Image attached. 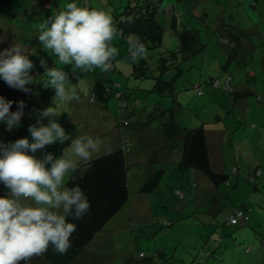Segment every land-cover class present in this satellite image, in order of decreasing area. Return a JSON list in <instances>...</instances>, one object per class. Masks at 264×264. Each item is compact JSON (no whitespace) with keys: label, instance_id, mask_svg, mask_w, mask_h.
Returning <instances> with one entry per match:
<instances>
[{"label":"rangeland","instance_id":"rangeland-1","mask_svg":"<svg viewBox=\"0 0 264 264\" xmlns=\"http://www.w3.org/2000/svg\"><path fill=\"white\" fill-rule=\"evenodd\" d=\"M68 2L70 0H0V40H3L0 45H28L29 49L37 51L25 50L26 53L47 56L35 39L39 26L47 17L63 10ZM80 2L81 6L109 12L113 20L117 15L125 16L124 12L136 4H159V19H163V8L170 7L175 21L181 15L192 18L201 31L203 49L189 57L181 52L177 54L182 71L174 74L177 70H172L163 75L173 79L175 86L174 91L165 93L156 88L158 80L155 77L161 70L159 64L162 65L160 56L177 50L176 28L182 29V22L172 29L170 22L163 19L165 28L161 46L146 50L147 66L145 62L140 64L141 68L147 67L145 74L128 57L129 42L136 41V36L129 32L124 34L119 29L112 41L118 49L114 58L115 70L105 73L93 69L75 75L70 66L58 61L55 54L47 57L49 67L65 68L69 72L71 85L78 90V99L63 104L55 102V106L64 112L60 120L71 136L75 138L85 125L88 134L93 132L92 137L99 139L98 149L107 144L111 134L125 136L131 142V150L126 153L130 164L129 199L71 264H264V173L256 182L249 180L246 174L260 165L264 169V0ZM195 3V9L189 10V5L192 7ZM196 8L201 13L206 12V22L199 21ZM217 17L219 23H216ZM247 37L253 44L250 50H247ZM235 39L240 41V47H245L239 53L244 60L239 54L230 56V50L236 46ZM245 50L248 53L244 54ZM30 58L37 64L32 74L41 73L37 81L46 80L38 57L32 55ZM99 76L109 82L105 84L108 94L117 89V93L124 91L128 95V111L133 112L127 113L130 125L121 123L123 118L118 115L117 93L108 98V108L98 100L101 93H97V99L91 97ZM209 80L216 81L210 84ZM238 84L244 87L240 90L251 92L247 104L234 101L231 89L236 90L234 85ZM31 89L34 95L25 101L23 126L8 132L0 125V139L8 141L29 135L27 127L35 117L29 116L28 111L51 103L35 104L38 94L52 95L51 88L37 83ZM0 94L14 101L27 96L8 87L2 80ZM239 98L236 101H243ZM134 101L139 105L133 104ZM15 108L14 103L12 110ZM170 115L182 132L200 125L216 131L214 138L210 136L209 150L213 158L216 154H224L220 160L225 163L226 173H233L230 182L223 183L218 189L202 170L181 167L183 139L178 130L167 134L165 123ZM218 129L222 131L218 132ZM52 145L48 147L52 148ZM216 145H221L222 150ZM91 155L94 157L97 153ZM219 164L212 163L214 171L219 169ZM159 170L162 174L155 190L141 192V186ZM177 190L184 192V198ZM4 192L0 184V194ZM236 207H242L245 216L239 223L228 225V214ZM208 251L218 253L219 258L208 255ZM30 264L53 263L42 253L33 257Z\"/></svg>","mask_w":264,"mask_h":264},{"label":"clouds","instance_id":"clouds-1","mask_svg":"<svg viewBox=\"0 0 264 264\" xmlns=\"http://www.w3.org/2000/svg\"><path fill=\"white\" fill-rule=\"evenodd\" d=\"M117 28L109 12L81 6L80 0H70L63 10L53 13L40 24L35 39L47 56L28 54L18 44L0 49V80L8 87L25 94L37 83L51 88L54 95L47 107L34 108L28 115L35 121L28 125L27 136L5 141L0 139V264H30L33 257L51 247L64 254L72 246V234L77 223L91 208L86 192L79 186H67L65 178L76 170L81 161L88 162L99 147V139L92 136L73 138L61 123L55 102L78 99V90L71 85L69 72L49 67L47 57L52 54L71 73H86L93 69L109 72L118 49L112 45ZM3 40H0L2 42ZM130 59L145 58V45L139 40L129 42ZM47 79L37 81L33 75L37 64ZM15 103L16 108L12 110ZM26 102L14 101L0 94V125L11 132L23 126ZM46 119V123L44 122ZM70 142L72 159L64 154L47 151L52 144ZM40 150V155H37Z\"/></svg>","mask_w":264,"mask_h":264},{"label":"trees","instance_id":"trees-1","mask_svg":"<svg viewBox=\"0 0 264 264\" xmlns=\"http://www.w3.org/2000/svg\"><path fill=\"white\" fill-rule=\"evenodd\" d=\"M190 7V5H189ZM192 11V9H190ZM159 4L147 2L143 5L136 4L135 6H130L124 15H117L116 19L113 20L117 29L122 33H134L136 40H139L145 45L146 50L153 47L161 46V40L163 35L164 20L172 19V27H176L179 22H182V29L176 31L179 44L177 50H172L167 56H160L162 65L159 64L160 73L157 78L158 82L156 88L162 92H172L174 91V80L164 78V74L168 71L177 70L175 73H180L182 68L180 66L179 52L183 53L185 57H189L199 51H202L203 46L200 39V29L183 22V15L177 16L178 20L175 21L170 7L163 8V19L158 18ZM184 12H179V14ZM196 13V12H195ZM130 58V52L128 53ZM115 59H113V70H115ZM142 62H145L147 66V59L143 58L137 62H134L138 70H143L142 74H145L146 66L141 68ZM43 70V69H40ZM40 73V72H39ZM177 75V74H176ZM230 79V76H228ZM106 80V79H105ZM216 80H209V83L214 84ZM104 82V83H103ZM99 82L94 85V94L91 97L97 99V93H100L98 87L101 88L108 97L116 94L118 91L108 94L105 84L108 81ZM33 87V86H32ZM31 87V88H32ZM117 87V86H116ZM118 88V87H117ZM232 93H237L239 97L247 95L249 92H241L239 90L231 89ZM199 93L202 94L203 91L200 89ZM34 95V93H33ZM102 95V94H101ZM128 95L124 91L117 93L119 111L123 119L122 124L130 125V121L127 120L129 102ZM101 97V96H100ZM99 98V97H98ZM102 98V97H101ZM101 100V99H98ZM138 101V100H136ZM134 101L133 104L138 106V102ZM136 102V103H135ZM132 109L135 111L136 109ZM131 109V108H130ZM133 113V112H132ZM165 127L168 130L169 135L171 131L178 130L182 134V155L180 160V165L184 169H195L202 170L214 183V185L219 189L223 183L230 182V177L233 173L229 174L226 172H217L212 169L211 161L209 157V147L206 136V128L204 125H200L196 128L187 129V131L182 132L180 127L175 123V121L170 118L168 122L165 123ZM130 140L124 142L123 147L114 149L107 153L97 155L90 158L88 162H79L77 164L76 170L71 173L67 186L71 187L74 185H79L87 194L91 208L88 214H86L79 221H73L77 223V229L72 234V246L64 254H59L54 250L49 248L47 252L44 253L48 261L53 264H71L75 258L84 250L95 235L104 227V225L121 209V207L129 199V166L127 159V151L131 149ZM250 169V168H249ZM264 169L260 165L254 171H248L247 178L254 182L257 178L263 175ZM162 174V170L156 171L149 179L141 186V192H150L155 190L158 185L159 178ZM177 193L184 198V192L182 190H177ZM245 216V211L242 207H236L234 210L228 214L226 223L228 225H235L241 221ZM249 251L250 249H246ZM208 255L219 258L218 253H213L208 251ZM150 264V263H149Z\"/></svg>","mask_w":264,"mask_h":264},{"label":"crops","instance_id":"crops-1","mask_svg":"<svg viewBox=\"0 0 264 264\" xmlns=\"http://www.w3.org/2000/svg\"><path fill=\"white\" fill-rule=\"evenodd\" d=\"M195 6H196V3H195V5H193L192 7L190 6V8H189V10L190 9H192V10H194L195 9ZM196 14H197V16H198V19H199V21H201V22H206V18H208V16H206V12L205 13H201V12H199L198 11V9L196 8ZM202 14V16H200ZM163 17V16H162ZM221 18V17H220ZM192 19V18H191ZM190 18H187V17H185V23H187V24H189V25H193V26H195V27H197L196 25H195V22L193 21V20H191ZM167 22H170V27L172 28V29H174V28H176V27H172V25H173V20L172 19H167L166 20ZM220 22V19L217 17V22L216 23H219ZM198 28V27H197ZM178 29L176 28V31H177ZM247 39L248 40H246L247 42H248V44H249V49H247V50H250L251 48H253V44H252V41L250 42L249 41V37H247ZM6 44V45H5ZM234 44H236V46L235 47H233V49H231L230 51V56L231 57H236L239 53H242V50H244L245 49V47H240V41H238V39H235L234 40ZM246 44V43H245ZM9 45L7 44V43H4V44H1L0 45V49H3V48H5V47H8ZM28 46V45H27ZM27 46H25V47H23L24 48V50H26V52H33L34 50L33 49H29ZM37 51V50H36ZM36 51H34V52H36ZM246 53H248V51H244V54H246ZM242 55V54H241ZM240 54H239V56H241ZM242 57V56H241ZM243 58V57H242ZM243 60H244V58H243ZM263 76H264V73H263ZM262 78V77H261ZM264 78V77H263ZM263 78H262V80H263ZM232 79H233V77H232ZM103 80L104 81H106L105 80V78H102L101 76H99V77H97V82H96V84L97 83H99V82H103ZM249 80H251V76H249ZM42 81V80H41ZM104 83V82H103ZM211 84V83H210ZM235 86V88H236V90H239V91H241V92H249L247 95H245V96H243V97H241V98H243V101H236V99H240L239 98V96L237 95V93H233V95H234V101L236 102V103H238V104H247L248 102H249V94L251 93L250 91H244V90H240V89H242V88H244V87H242V85L241 84H238V85H234ZM240 88V89H239ZM97 89H99L100 90V93L102 94V98H101V101L106 105V107L108 108L109 107V99L108 98H110V97H108L107 95H105V93L103 92V90H102V86H101V88L100 87H98ZM44 93V92H43ZM51 93H52V95H50V93H44V94H41V95H37L36 96V102H35V104L37 103V104H41L42 102H51V98L53 97V94H54V91L53 90H51ZM23 98V97H22ZM243 102V103H242ZM80 111H78L77 112V114L79 113ZM82 113H84V112H82ZM246 112H244V114H245ZM81 114V113H80ZM79 114V115H80ZM170 118H173L171 115H170ZM169 118V119H170ZM218 118H220L219 116H217V119ZM111 119V118H110ZM108 121H109V118H108ZM85 125L83 126V128H80L79 129V132L77 133V134H75V138L76 137H78V136H94V135H92V133H90V134H88L89 132L88 131H86L85 130ZM206 128V127H205ZM219 131H222V129H218V132ZM228 130H226V132H227ZM216 131H210V130H207V128H206V136H207V142H208V147H209V145H210V143H209V139H210V136H211V138H214V136L216 135V133H215ZM96 134V133H95ZM105 134V133H104ZM181 136H182V134H181ZM105 137H107V138H109V136H105ZM223 137V136H222ZM125 140H128L125 136H118V135H116V136H114L113 134H111V136H110V138L105 142V143H107L104 147H101V149H98L97 151H94V152H92L91 154H96L97 153V155H100V154H103V153H107V152H109V151H112V150H114V149H118V148H121V147H123V145H124V141ZM233 140V139H232ZM231 140V142H230V144H231V146H232V151L234 150L233 149V146H234V143H233V141ZM239 140V139H238ZM240 141V140H239ZM222 142V141H221ZM238 142V141H237ZM48 147V146H47ZM62 148H63V150H64V154L66 155V156H68V157H71L72 159H78V158H76L73 154H72V152H71V148H70V142H68V143H65L64 145H58V144H53L52 145V148H50V147H48L47 148V151H51V152H54L55 154H57V155H59L60 153H61V151H62ZM216 148L217 149H221L222 150V148H221V145H220V147H218L217 145H216ZM131 150V149H130ZM97 155H95V156H97ZM92 156V155H91ZM94 156V157H95ZM209 157H210V161H211V166H212V163H214V161L215 162H218V163H220L219 164V169H215V171H217V172H226V166H225V163L223 162V161H221L220 159L222 158V157H224V154H222L221 153V155H217L216 154V156L213 158L212 157V155H211V151L209 150ZM92 158V157H91ZM81 162H83V161H81ZM234 163V162H233ZM248 165V164H247ZM235 166V165H234ZM234 166H233V168H234ZM248 166H250V165H248ZM213 169V168H212ZM130 171V170H129ZM248 171H246V173H247ZM71 173L72 172H69V174L66 176V179H65V184L67 185V181H68V179H69V177H70V175H71ZM217 188V187H216ZM90 244V243H89ZM83 251V250H82ZM76 259V258H75Z\"/></svg>","mask_w":264,"mask_h":264},{"label":"built area","instance_id":"built-area-1","mask_svg":"<svg viewBox=\"0 0 264 264\" xmlns=\"http://www.w3.org/2000/svg\"><path fill=\"white\" fill-rule=\"evenodd\" d=\"M33 93H34V91L32 90L30 93L27 94V96L25 95L28 99L26 97H24L23 100L27 101V100L31 99L33 96Z\"/></svg>","mask_w":264,"mask_h":264}]
</instances>
